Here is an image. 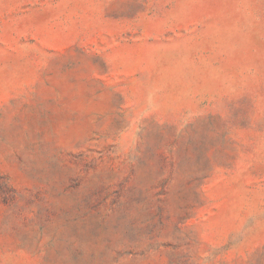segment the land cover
Instances as JSON below:
<instances>
[{"label": "rangeland", "instance_id": "rangeland-1", "mask_svg": "<svg viewBox=\"0 0 264 264\" xmlns=\"http://www.w3.org/2000/svg\"><path fill=\"white\" fill-rule=\"evenodd\" d=\"M0 264H264V0H0Z\"/></svg>", "mask_w": 264, "mask_h": 264}]
</instances>
